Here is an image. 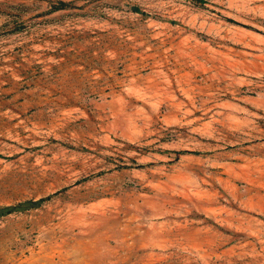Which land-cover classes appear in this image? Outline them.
Listing matches in <instances>:
<instances>
[{"label":"rangeland","instance_id":"rangeland-1","mask_svg":"<svg viewBox=\"0 0 264 264\" xmlns=\"http://www.w3.org/2000/svg\"><path fill=\"white\" fill-rule=\"evenodd\" d=\"M27 200L0 264H264V0H0V209Z\"/></svg>","mask_w":264,"mask_h":264},{"label":"trees","instance_id":"trees-1","mask_svg":"<svg viewBox=\"0 0 264 264\" xmlns=\"http://www.w3.org/2000/svg\"><path fill=\"white\" fill-rule=\"evenodd\" d=\"M41 200H36V201H30V200H27V201H23V202H19L17 203L16 205H13V206H9V207H4V208H1L0 211L1 212H4V213H7L9 212L10 210H14V209H22L26 206H30V205H35L37 204L38 202H40Z\"/></svg>","mask_w":264,"mask_h":264},{"label":"crops","instance_id":"crops-1","mask_svg":"<svg viewBox=\"0 0 264 264\" xmlns=\"http://www.w3.org/2000/svg\"><path fill=\"white\" fill-rule=\"evenodd\" d=\"M176 38L179 39V41H181V40H183L185 38V36L184 35H181V36L180 35H177ZM165 43H166V41H165Z\"/></svg>","mask_w":264,"mask_h":264}]
</instances>
